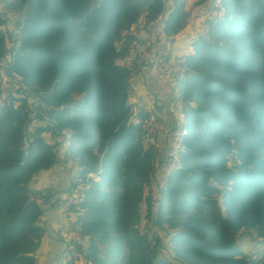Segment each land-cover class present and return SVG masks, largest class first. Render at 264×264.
Instances as JSON below:
<instances>
[{
    "label": "trees",
    "instance_id": "obj_1",
    "mask_svg": "<svg viewBox=\"0 0 264 264\" xmlns=\"http://www.w3.org/2000/svg\"><path fill=\"white\" fill-rule=\"evenodd\" d=\"M165 1L0 0V69L14 85L3 96L0 75V264L38 263L43 214L78 182L70 213L88 264H264V0H222L223 18L194 36L177 82L184 149L159 184L127 55L142 20L164 14L169 37L185 27L187 0ZM59 156L76 163L66 190L32 189Z\"/></svg>",
    "mask_w": 264,
    "mask_h": 264
},
{
    "label": "crops",
    "instance_id": "obj_2",
    "mask_svg": "<svg viewBox=\"0 0 264 264\" xmlns=\"http://www.w3.org/2000/svg\"><path fill=\"white\" fill-rule=\"evenodd\" d=\"M196 1L198 0H187L186 5L190 14L197 7L195 6ZM169 3L170 0L165 1V9H168ZM163 15L153 21L149 27L153 36V53L166 52L172 57L189 53L192 40L196 35L187 25L173 37L165 35L162 25ZM125 62L122 61V63ZM134 82L135 85L128 96L130 106L135 111L137 109L146 111V109L153 107L161 112L163 117L162 130L159 135L162 149L155 153L154 171L151 175L152 180L162 184L170 169L168 165L162 162L163 154L172 153L176 157L175 133L182 130L183 120L177 82L166 77L153 63H146L138 67ZM63 157L59 156V163L56 166L35 177L30 183V187L32 189H45L48 187L55 194L63 189L66 190L69 186L70 175H72L70 170L75 172L76 163L70 160L67 162L68 158L65 161ZM62 162L64 163L63 165ZM63 196L64 194L61 197ZM61 197L60 199L62 200L63 198ZM60 199H58L53 209H47L43 214L48 233L43 240L37 264H56L63 252L64 244L57 236L58 230L63 224V218L57 210Z\"/></svg>",
    "mask_w": 264,
    "mask_h": 264
},
{
    "label": "built area",
    "instance_id": "obj_3",
    "mask_svg": "<svg viewBox=\"0 0 264 264\" xmlns=\"http://www.w3.org/2000/svg\"><path fill=\"white\" fill-rule=\"evenodd\" d=\"M0 12L2 14V18H5L7 14L3 6L0 7ZM223 15L224 7L222 0H208L206 4L197 7V9H195L191 14L186 16L185 24L194 32H197L196 34L205 35L209 30V22L218 21L223 18ZM8 17L9 19H13L9 13ZM159 17H161V15H159L158 18ZM150 24H146L145 20H142L138 25L131 26V30L134 33V38L129 44L127 59L137 67H141L146 63H153L161 73L175 82L184 79L187 71L186 60L189 53H184L176 57H172L166 52L153 53V36L149 29ZM14 25V35L19 37L21 35V31L16 26L15 22ZM0 75L3 78L5 85L3 96H6L5 91L9 88L8 84H11L4 72L3 67L0 69ZM135 75L136 71L133 70L128 76L129 94L135 85ZM30 95L33 97V94L30 93ZM139 111L140 109H137V112ZM146 113L147 116L145 120V131L143 135L144 142L148 146H151L156 153L162 149L159 135L162 130L163 121L153 107L146 109ZM66 132L69 133V130H66ZM184 134V129L175 133L177 136V140L174 145L176 152L184 149ZM47 142L49 143V140H47ZM67 143H69V140ZM162 158V162L165 165H169L175 161V157L172 153L163 154ZM82 192V183L78 182L76 188L71 190V193L68 194L64 200L62 199L57 206V210L60 216L63 218V224L58 230V235L65 241L66 244L64 257L61 261V264L66 262H72V264H81L83 262L86 263L85 254L88 238L84 235L81 224L70 213V205L82 195ZM40 201L44 202L46 199L40 197ZM157 203V190L156 187L152 185V207L155 208ZM168 246V250L170 251L171 242H168ZM263 248L264 246L260 247V249Z\"/></svg>",
    "mask_w": 264,
    "mask_h": 264
},
{
    "label": "rangeland",
    "instance_id": "obj_4",
    "mask_svg": "<svg viewBox=\"0 0 264 264\" xmlns=\"http://www.w3.org/2000/svg\"><path fill=\"white\" fill-rule=\"evenodd\" d=\"M186 6H187V5H186ZM187 8H188V6H187ZM189 8H190V6H189ZM188 14H190V13H188ZM188 14H187V15H188ZM191 31H193V30L191 29ZM193 33H194V35H198V34H196L197 32H194V31H193ZM191 34H192V33H191ZM7 84H8V83H7ZM8 86H9V88L6 89V91H5V95H7L8 92H10V91L14 88V87H13L14 85H9V84H8ZM7 91H8V92H7ZM29 129H31V127H29ZM68 130H69V129H68ZM69 131H70V130H69ZM70 143H71V142L69 141V143H67V145H70ZM80 190H81V189H80ZM63 200H64V199H63ZM141 228H142V229L146 228V227H145V223H144V221L142 222ZM247 245H248V244H245L244 242H243V244H242V246L245 247V248L247 247ZM100 246H101L102 252H104V249H105V247L108 246V244H107V243H104V244H101ZM249 252H252V251H249ZM102 255H103V253H102ZM258 255H259V253H258ZM258 255H257V256H258ZM122 256L125 257V258H128V256H129V251H128V248H127V247H125V248L122 250ZM122 260H123V258H122V259L120 258V259H118V262L121 263ZM81 264H86V263L83 262V263H81Z\"/></svg>",
    "mask_w": 264,
    "mask_h": 264
}]
</instances>
